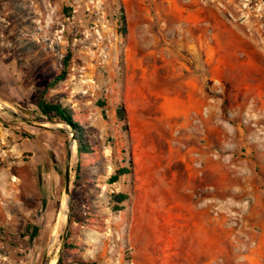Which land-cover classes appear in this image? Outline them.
<instances>
[{"label": "rangeland", "instance_id": "374dc122", "mask_svg": "<svg viewBox=\"0 0 264 264\" xmlns=\"http://www.w3.org/2000/svg\"><path fill=\"white\" fill-rule=\"evenodd\" d=\"M53 259L264 264V0H0V264Z\"/></svg>", "mask_w": 264, "mask_h": 264}, {"label": "trees", "instance_id": "16d2710c", "mask_svg": "<svg viewBox=\"0 0 264 264\" xmlns=\"http://www.w3.org/2000/svg\"><path fill=\"white\" fill-rule=\"evenodd\" d=\"M69 60H70V58H68V57H66L64 59V63H63L64 67L68 66ZM65 75H66V70L63 69L62 74H58L51 79V81L48 84V88H53L57 83L64 81ZM38 107H39L41 113L45 117H47L49 120L59 119V120L66 122L67 124L72 126L74 129H76V136L79 139V153H80V155H82L84 152L89 151V149H87V148L90 147V145H87V139L83 135V132H82L83 128H80L81 126L79 125L78 121H76V119H75L76 115L80 116V114L78 112H75L73 114L70 112V110H68V108L66 106L63 105L62 102H60V101L49 102V101H46L43 97H41L39 99ZM117 114H118L119 118H121L123 120L125 119V111H124L123 107L118 108ZM127 173H129V170L126 168L119 170V173L110 177V182L114 183V182L118 181L119 176L121 174H127ZM112 197H113V200L117 203H122L128 198L127 194H124V193L113 194ZM114 207L116 210L122 209L121 206H114ZM61 263H62V260L60 259L57 264H61Z\"/></svg>", "mask_w": 264, "mask_h": 264}, {"label": "bare ground", "instance_id": "6f19581e", "mask_svg": "<svg viewBox=\"0 0 264 264\" xmlns=\"http://www.w3.org/2000/svg\"><path fill=\"white\" fill-rule=\"evenodd\" d=\"M158 59V58H157ZM147 162V161H146ZM173 208V207H172ZM68 213V199L67 198H64L63 199V202H62V205H61V208H60V213H59V220H62L66 217ZM161 224V223H160ZM159 224V225H160ZM172 228V227H171ZM57 239V234L54 235L53 237V243L56 241ZM56 260V259H55ZM55 260L53 259L51 264H55Z\"/></svg>", "mask_w": 264, "mask_h": 264}, {"label": "water", "instance_id": "95a60500", "mask_svg": "<svg viewBox=\"0 0 264 264\" xmlns=\"http://www.w3.org/2000/svg\"><path fill=\"white\" fill-rule=\"evenodd\" d=\"M65 192H66L67 194L69 193V175H68V172H67V174H66Z\"/></svg>", "mask_w": 264, "mask_h": 264}]
</instances>
